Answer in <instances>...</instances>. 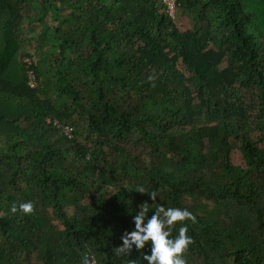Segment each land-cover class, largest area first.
Wrapping results in <instances>:
<instances>
[{"label":"trees","instance_id":"trees-1","mask_svg":"<svg viewBox=\"0 0 264 264\" xmlns=\"http://www.w3.org/2000/svg\"><path fill=\"white\" fill-rule=\"evenodd\" d=\"M144 203L186 264H264V0H0V264H146Z\"/></svg>","mask_w":264,"mask_h":264},{"label":"clouds","instance_id":"clouds-1","mask_svg":"<svg viewBox=\"0 0 264 264\" xmlns=\"http://www.w3.org/2000/svg\"><path fill=\"white\" fill-rule=\"evenodd\" d=\"M136 191L145 193L143 187H137ZM149 199L154 200L157 197L154 193H148ZM33 203L31 201L19 204V211L24 215L33 212ZM10 211H18L17 205L13 203ZM195 218L187 209L157 206L149 214L147 203H144L138 212L131 215L132 229L125 230L119 237L121 243L117 246L118 253H129L133 249L137 252L143 251L142 259L146 264H186L184 253L192 238L187 233V225L182 222ZM177 222H181L177 234L172 235L173 228ZM83 264H88L85 258Z\"/></svg>","mask_w":264,"mask_h":264},{"label":"built area","instance_id":"built-area-1","mask_svg":"<svg viewBox=\"0 0 264 264\" xmlns=\"http://www.w3.org/2000/svg\"><path fill=\"white\" fill-rule=\"evenodd\" d=\"M161 2L163 3V5L165 7L166 13L169 16L173 17L174 13H175L176 0H161ZM24 62H25V74H26V78H27V84L30 87H36L37 82H36L34 70L30 66V59L25 57L24 58ZM61 128H62V131L68 137L72 136L73 127L70 126V124H68V123L67 124H63L61 126ZM90 264H93V263H90Z\"/></svg>","mask_w":264,"mask_h":264},{"label":"rangeland","instance_id":"rangeland-1","mask_svg":"<svg viewBox=\"0 0 264 264\" xmlns=\"http://www.w3.org/2000/svg\"><path fill=\"white\" fill-rule=\"evenodd\" d=\"M232 158H233V160H234L235 162L238 161V153H237L236 150H233V151H232Z\"/></svg>","mask_w":264,"mask_h":264}]
</instances>
